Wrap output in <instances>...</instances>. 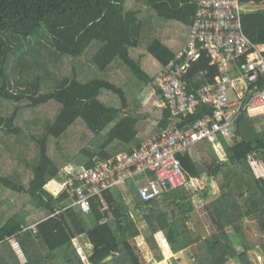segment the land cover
Segmentation results:
<instances>
[{
  "label": "trees",
  "instance_id": "16d2710c",
  "mask_svg": "<svg viewBox=\"0 0 264 264\" xmlns=\"http://www.w3.org/2000/svg\"><path fill=\"white\" fill-rule=\"evenodd\" d=\"M198 3L0 0V264H120L115 256L146 264L135 216L149 230L154 262L165 258L160 234L173 254L188 250L193 264H255L250 252L257 248L244 225L249 217L261 228L264 256V163L252 164L264 158V113L242 112L231 144L201 140L177 154L188 185L201 180L204 190L219 181L220 194L204 206L215 230L209 237L189 225L195 204L186 187L144 201L130 180L93 196L88 214L66 192L55 197L46 189L51 180H66V167H93L208 111L174 117L156 105L161 72L187 45ZM241 24L251 42L264 44V9H244ZM209 62L203 55L191 63L188 89L213 81L218 69ZM261 88L259 75L246 94ZM83 237L90 245L84 256L74 241Z\"/></svg>",
  "mask_w": 264,
  "mask_h": 264
},
{
  "label": "built area",
  "instance_id": "2783aa9c",
  "mask_svg": "<svg viewBox=\"0 0 264 264\" xmlns=\"http://www.w3.org/2000/svg\"><path fill=\"white\" fill-rule=\"evenodd\" d=\"M243 10L241 0H199L187 45L161 72L159 106L168 108L174 117L194 114L203 106L208 111L184 127L164 128L131 151H120L93 167H69L61 192L73 199V205L88 214L93 196L130 180L136 181L139 197L144 201L187 187L177 154L201 140L215 147L220 138L232 141L240 114L264 109V88L247 95V87L236 85L237 81L249 84L259 75L264 76V44H254L243 32ZM203 55L209 57L218 73L213 81L188 89L185 75L191 63ZM229 91L234 92L233 99ZM106 208L104 205L101 210ZM11 244L22 257L18 242L12 240Z\"/></svg>",
  "mask_w": 264,
  "mask_h": 264
},
{
  "label": "rangeland",
  "instance_id": "374dc122",
  "mask_svg": "<svg viewBox=\"0 0 264 264\" xmlns=\"http://www.w3.org/2000/svg\"><path fill=\"white\" fill-rule=\"evenodd\" d=\"M244 9H246V10L264 9V0H262L259 3L250 2L246 6H244ZM228 95L231 99H233L234 96H233L232 91L228 92ZM149 99H150V97H148L146 100H144L143 103L144 104L147 103V101ZM218 150H220V149H218ZM219 153H220V155H222L221 151H219ZM68 170H69V167L66 168L67 172H68ZM201 188H202L201 185L199 187L198 185H194L191 183L186 187V189H188L191 192V194H193L192 198H193V201L195 204V211L192 213V218L189 221V225L200 232L201 238H206V237L213 235V233H215V230H214V227L211 225V223L208 220V216L205 213L204 206L206 205V203H209L210 201L214 200L220 194L219 181L212 180V181H210L209 185L205 187L204 190H202ZM50 191H53V190H51V188H50ZM204 191L207 194L206 198L202 195V193ZM134 218H135V222L137 223L138 228L140 229V236L136 239L140 254L150 264L151 263L150 262L151 261L150 252H149L148 246L145 242V237L149 234V230L146 227V224L143 222L141 216H135ZM244 225H245V231L247 233L249 240L252 243H254V245L257 248V249L252 250L250 252L251 259L253 260V262L255 264H264V256L259 251V243L261 241V237H263V235L261 233V228L258 227L257 221H256V219H254V217H249L248 219H246ZM157 237L160 240L162 247H164V245L166 243H165V241L162 240L163 239L162 235L159 234ZM74 241L78 247L79 252L83 256L88 251H90V245L85 241L84 237L79 238V239H75ZM84 241L86 242V244L84 243ZM168 254L170 255V253H168ZM21 255H22V253H21ZM169 255H167V256H169ZM147 258L149 260H147ZM180 258H185V259L189 260V264H193V260L191 259L189 252L183 251V253L182 252L179 253V255L177 256V259L182 260ZM20 259L23 262L25 261L23 255H22V257H20ZM117 260L119 261L120 264H123L120 257ZM177 262H176V260H173V258L170 259L168 257H165V259L163 261L159 262L158 264H178ZM148 263H146V264H148ZM185 264H188V263H185ZM227 264H239V263H237L236 260H234V259H232V260L230 259Z\"/></svg>",
  "mask_w": 264,
  "mask_h": 264
},
{
  "label": "crops",
  "instance_id": "0c3cea01",
  "mask_svg": "<svg viewBox=\"0 0 264 264\" xmlns=\"http://www.w3.org/2000/svg\"><path fill=\"white\" fill-rule=\"evenodd\" d=\"M250 83V82H249ZM236 85H237V88H239L240 86H242V88H245V87H247L248 88V83L247 82H245V81H237V83H236ZM230 92V91H229ZM233 92V91H232ZM233 96H234V92H233ZM159 104V102L158 103H156V105H158ZM249 113V115H251V116H254V115H259V114H263L264 113V109H262L261 111H252V112H248ZM226 141V140H225ZM227 142V141H226ZM233 142V139H232V141H230V142H227V143H232ZM257 153V155H258V157L261 155L262 156V153H261V151H257L256 152ZM260 154V155H259ZM257 157V156H256ZM263 160V161H262ZM260 161H261V163H260ZM264 163V158L262 157V159L260 160V158L258 159V158H256V159H252V164H253V166L255 167V168H259V167H261V165ZM67 168V167H66ZM65 168V169H66ZM63 182H58V181H55V180H51V181H49L47 184H46V189L49 191V192H51L55 197L56 196H59L62 192H61V184H62ZM190 183L191 184H194V185H198L199 187H200V185L202 186V188H203V186L206 184V182H203V181H199V180H191L190 181ZM189 183V184H190ZM209 185V184H208ZM51 188V190H53V191H50V188ZM121 187V186H120ZM77 239H79V238H77ZM84 243L86 244V242L84 241ZM166 243V242H165ZM166 245V244H165ZM164 245V247H163V250H164V253H165V257H168V258H173L174 260H176V262L178 263V264H185V263H188L189 264V260H187V259H185V258H180V259H182V260H178L177 259V256L179 255V253H183V251L184 252H188L186 249L185 250H182V251H180V252H178V253H176V254H173L169 249H168V247H167V245L165 246ZM167 250V251H166ZM168 253H170V255L168 254ZM167 255H169V256H167ZM20 257V256H19ZM115 258H117V259H119V256H115ZM149 258V257H148ZM147 258V260H149ZM165 259V258H164ZM152 261V260H151ZM163 261V260H162ZM159 262H154V261H152L150 264H158ZM149 264V263H148Z\"/></svg>",
  "mask_w": 264,
  "mask_h": 264
}]
</instances>
